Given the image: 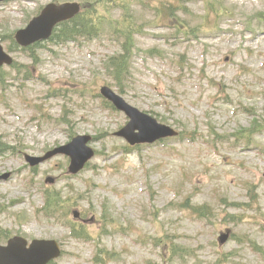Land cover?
Listing matches in <instances>:
<instances>
[{
  "label": "rangeland",
  "instance_id": "1",
  "mask_svg": "<svg viewBox=\"0 0 264 264\" xmlns=\"http://www.w3.org/2000/svg\"><path fill=\"white\" fill-rule=\"evenodd\" d=\"M52 1L84 0L0 2L8 52L10 37ZM139 1L155 10L163 0ZM166 1L175 14L178 7L185 13L176 20L184 21L181 30L143 3L118 2L150 25L134 40L123 96L194 139L124 153L126 141L114 133L128 118L98 96L101 85L111 84L104 58L120 42H45L11 52L16 67L0 69V149L6 148L0 174L11 173L0 182V243L5 234L56 239L63 254L54 264H95L98 249L110 254L100 264H264L254 247L264 248V0ZM250 129L247 140L241 133ZM71 133L98 137L88 168L68 173L65 155L36 169L26 162L25 153L43 155ZM48 176L54 184L45 182ZM47 190L74 204L68 217L45 214ZM201 206L205 217L193 211ZM74 209L87 219L90 239L71 235ZM226 231L231 237L220 245ZM164 237L178 247L172 260L157 240Z\"/></svg>",
  "mask_w": 264,
  "mask_h": 264
},
{
  "label": "water",
  "instance_id": "2",
  "mask_svg": "<svg viewBox=\"0 0 264 264\" xmlns=\"http://www.w3.org/2000/svg\"><path fill=\"white\" fill-rule=\"evenodd\" d=\"M79 11L80 6L77 3L61 5L51 3L30 22L27 28L17 32V41L27 46L36 41L47 39L51 36L56 24L74 17ZM4 63L11 64L12 58L4 51L0 42V66ZM101 91L104 96L114 102L118 109L130 117L129 123L117 134L125 137L131 144L154 142L157 139L177 134L169 126L158 123L152 116L127 103L110 87L104 86ZM90 139V136H78L71 143L47 153L44 157L27 155L26 158L32 165H37L57 153H66L72 158L70 170L76 173L94 155V151L87 146ZM7 176H0V180ZM48 181L53 182L54 180L48 178ZM75 215L78 213L75 212ZM225 239L226 237H221L222 242ZM60 254L61 249L56 240L34 239L28 246V241L25 238L15 237L10 239L7 245H0V264H48Z\"/></svg>",
  "mask_w": 264,
  "mask_h": 264
},
{
  "label": "trees",
  "instance_id": "3",
  "mask_svg": "<svg viewBox=\"0 0 264 264\" xmlns=\"http://www.w3.org/2000/svg\"><path fill=\"white\" fill-rule=\"evenodd\" d=\"M121 8L123 13L118 21L123 23V26H118L117 22L111 24L112 28L116 29V32H121L125 36V41L123 45V52L118 55H114L110 57L106 63V72L113 82V84L119 88L121 92L127 88L130 80V71L129 67L131 64L129 61L132 58L133 47L135 46L134 36L138 32L137 23L134 19L132 12L130 9H125L127 6L118 4L116 0H92L91 5L86 7V9L77 15L75 18L66 21L55 30L51 41L54 44L62 45L67 44L69 42L77 41L81 38L91 39L100 34L103 30L104 26L111 22L110 16L107 15V12L111 8ZM181 10L182 8L179 7ZM166 10L169 11V15L173 16L175 14V8L168 2H163L161 9L158 11L160 18L169 23L170 25L173 22V25H176L179 30L182 29L183 24H179L176 20H180V16H178L177 9L174 17H170ZM185 14V13H184ZM172 26V25H171ZM174 28V26H172ZM186 28V25L183 29ZM13 49V47H11ZM31 56V55H30ZM251 131H246L247 134H242V137L249 140L252 136L253 129ZM252 133V134H251ZM249 134V135H248ZM248 142V141H247ZM62 206V200L59 193L55 191H46L45 192V205L44 209L48 214H55V210ZM205 206L193 208V211L200 216H205ZM73 227L72 234L74 236H84L85 233L82 229H76L75 225ZM163 247L168 245L167 240L164 239L162 242ZM259 252L264 256V249L261 247H257ZM179 254L178 247L172 245L168 248V259L175 257V255ZM98 262V261H97Z\"/></svg>",
  "mask_w": 264,
  "mask_h": 264
}]
</instances>
